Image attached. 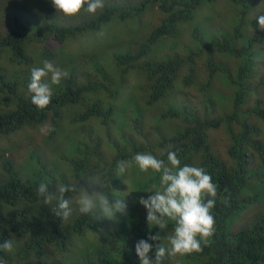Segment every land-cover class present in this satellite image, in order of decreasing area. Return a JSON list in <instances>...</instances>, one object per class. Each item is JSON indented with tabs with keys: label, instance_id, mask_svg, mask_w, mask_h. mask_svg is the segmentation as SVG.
Masks as SVG:
<instances>
[{
	"label": "trees",
	"instance_id": "1",
	"mask_svg": "<svg viewBox=\"0 0 264 264\" xmlns=\"http://www.w3.org/2000/svg\"><path fill=\"white\" fill-rule=\"evenodd\" d=\"M104 1V8L94 14L82 10L76 16H66L57 12L51 0H0V20L6 24L0 32V53L8 52L15 66L23 65L11 70L9 81L0 72V105L5 102L10 106L0 107V138L18 135L0 154L22 151L24 155L23 147L37 145L38 130L34 129L45 124L52 131L42 135L49 142L57 141L52 145L58 152L53 164L35 159L29 152L40 166L32 174L19 172L18 166L26 158L21 164L13 154L0 158V243L15 240L12 252L0 250V264H66L68 259L72 262L67 264H141L137 241L157 233L161 243L170 247L167 237L173 233L175 222L170 220L163 230L150 226L147 210L139 203L141 197L147 198L160 188L161 174L149 170L146 178L135 175L128 186H123L117 174L119 160L140 152L151 153L167 164L168 145H174L172 150L177 151L181 166L203 167L212 176L218 190L211 210L216 225L214 234L202 243V252L166 256L160 264H264V208L256 212L258 217L253 221L232 230L250 207L263 201L257 193L246 196L254 182H264V100L249 98H258L264 88V75L252 86L261 53L255 46L264 48V30L258 25L259 15L247 17L259 0H227L239 8L229 31L210 23L219 17L217 11L211 13L208 27H201L205 21L196 16L204 4L215 9L218 0H143L132 9ZM148 8H156L162 17L141 40V21L137 18ZM185 23L197 26L190 45L182 52L172 42L181 36ZM119 25L129 27L131 36H116L112 27ZM215 27L218 33L213 32V36L210 31L202 32ZM254 30L256 36H251ZM160 50L165 53L159 54ZM213 53L226 61L212 60L209 55ZM45 60L54 62L67 76L52 85V101L40 109L31 102L27 86L32 68L42 67ZM230 60L234 69L228 66ZM198 63L212 71L203 92L214 77L212 73L220 74L224 85L232 89L223 99L227 107L221 119L187 105L193 80L188 67ZM112 70L119 77L115 78ZM50 75L44 78L48 83ZM123 82L142 84L127 92ZM104 94L110 102L100 98ZM124 94L130 96L124 99ZM159 103L166 105L160 114L153 111ZM224 125L231 138L222 158L214 154L210 137ZM233 125L239 127L237 133L232 132ZM118 129L129 133L128 137L121 134L114 138ZM60 166L67 169L59 170ZM137 169L133 163L129 174L123 176L131 178ZM96 173L102 175L110 198L124 197L125 213L94 220L77 211L65 220L51 212L55 202L44 205L37 195L42 182L52 190L58 184L81 182L86 186L83 180ZM65 197L73 200L78 194L67 192ZM80 255L83 258L77 263ZM149 256L155 261V247Z\"/></svg>",
	"mask_w": 264,
	"mask_h": 264
},
{
	"label": "clouds",
	"instance_id": "2",
	"mask_svg": "<svg viewBox=\"0 0 264 264\" xmlns=\"http://www.w3.org/2000/svg\"><path fill=\"white\" fill-rule=\"evenodd\" d=\"M51 3L57 12H62L66 16H76L82 10L94 14L97 10L104 8V0H51ZM257 19L259 27L264 30V15H259ZM189 68L190 74L194 77L195 65L191 64ZM49 74H51V83L44 79ZM66 76L67 72L49 60L43 61L42 67H33L31 80L27 86L31 93V102L40 109L46 108L52 101V85H58ZM50 131L52 129L46 124L40 127L42 134ZM173 148L174 145H168L167 164L164 160L147 152L137 153L131 159H122L117 163L118 175L125 174L133 163L141 172L147 173L152 170L161 174L160 188L151 191L154 194L147 198L141 197L139 203L147 210L146 220L150 226L155 225L163 230L168 227L170 220L175 222L173 233L167 237L170 247L161 243L159 233L149 234L147 239L137 241L135 249L141 264H160L166 256L202 252V243L206 244L208 238L215 232L216 220L211 210L216 204L217 185L203 167L188 164L181 166L178 153L172 150ZM83 181L86 182V186H82L81 182L58 184L55 190L42 182L37 187V195L43 198L44 205H53L55 202V206L51 207V212L56 217L65 220L72 215V198L65 197L67 192L78 194L79 198L76 203L79 212L94 220L113 219L117 213L126 212L127 204L124 197L115 196L114 200L110 198L100 173L89 175ZM224 202L227 203V200ZM149 241L159 243L153 244ZM14 245L13 238L6 240L0 243V250L12 252ZM153 247H155V261L149 256Z\"/></svg>",
	"mask_w": 264,
	"mask_h": 264
},
{
	"label": "rangeland",
	"instance_id": "3",
	"mask_svg": "<svg viewBox=\"0 0 264 264\" xmlns=\"http://www.w3.org/2000/svg\"><path fill=\"white\" fill-rule=\"evenodd\" d=\"M110 4L112 5H118L119 7H122L124 9H132L134 7H136L141 1L143 0H109ZM227 0H218L217 3H215V9H213V6L210 7L212 4H204L203 6H201L199 8V10L197 11L198 13L196 14V16L200 19L205 21L204 25L201 27H205L207 22L211 21L212 18V12L217 11V13H219V17L216 18V20H212L210 23H212L213 25H219L221 27H223V30H227L229 31L230 29H232V26L234 24V22L232 20L236 19V14L237 11H239V8L237 7H233L231 6L228 2H226ZM104 4H106V2L104 1ZM8 5H5L3 7H7ZM148 8L146 11L143 12V17L140 16V18H137V21H141L140 24V33L139 35L141 36V40L142 38L148 36L149 31L152 30L156 25L157 22L160 21V17L161 14L158 12V10L155 8V10ZM257 15H264V2L262 0L256 1L254 7H252L250 9V13L247 15V17H252V16H257ZM215 21H217V23H214ZM127 23H132V22H127ZM154 25H151V24ZM126 24V23H125ZM156 24V25H155ZM230 24H232V26L230 27ZM6 25L5 23L0 22V32L3 31V26ZM209 25V24H208ZM208 25L206 27H208ZM197 25H193V24H188L186 23L185 25L182 26V34L180 37L175 38V40L172 42L174 44H177V46L179 47L180 51H184L186 48H188V46L190 45V38L191 35L194 31V27ZM113 32L115 33L116 36L121 37V38H127L129 36H131L130 34V28L129 27H124L122 25L116 26V27H112ZM107 30H105L104 33V37L103 39L106 38L107 35ZM204 31H210L211 36H213V32L218 33V28L215 27L214 28H209V29H203L202 32ZM206 33V32H204ZM251 36H256V32L254 30V32L250 33ZM210 39V37H208ZM140 40V41H141ZM210 42V41H209ZM208 43V42H207ZM167 50V49H166ZM261 51L260 54H258V57L256 59V67L255 70H257V76H255L253 78V82H252V86H256L259 83V78L260 76L264 75V48H261L258 44H256L255 46V51ZM81 52V51H79ZM78 52V53H79ZM165 52H163L162 50L159 51V54H164ZM9 53L8 52H1L0 53V72H3L6 76L7 81L10 80L9 76H12L13 74L11 73V70H15V69H21L23 68V65L21 66H14L11 65L10 60H9ZM216 59L217 62H220L221 60L226 61L224 58H221L219 56H214V53L209 55V58ZM203 60H205V58H203ZM228 66L231 69L235 68V65H232V60H230ZM188 69H190L188 67ZM112 72L114 73L115 78L119 77L118 73L115 72V70H112ZM212 71H210V69H207V67L205 68V66H201L200 63H198L197 65H195V75L193 77L192 83L189 84L190 85V89L187 92L186 95V100H187V105H189L191 108L193 109H197L201 114L205 111H209L212 112V116L216 119H221L223 117V115L226 113L224 112V108L225 106L227 107V102L224 101L223 99H225L226 96L231 95V90H229L223 83L220 74H213L212 76H214L211 79V83L208 86L207 90L205 92H203L201 89L207 85L208 80H209V74ZM1 82V81H0ZM124 84V88L123 90H125V88H127V92H129L130 90L133 89V87H135L134 85H141V82H123ZM136 88V87H135ZM130 95L129 94H124L123 98L126 99L128 98ZM10 100L12 99V97H9ZM102 98L104 101H106L107 103L110 102V98H107L106 95L104 94ZM250 100H254L256 101L257 99L264 100V88L262 90V93L260 94V96L258 98H256L255 96H250L249 97ZM2 106L3 109H10L9 104L7 103H3L0 105V107ZM185 105H181L180 107H184ZM165 103H159V108L155 109L153 111H158L159 110V114L162 112H165ZM142 108V107H141ZM152 114V113H151ZM153 118H155V116H152ZM247 117H252L250 115H247ZM244 119V118H242ZM40 126H37L34 130H38V142H37V135L35 137L36 140V147H32V148H24V155L22 151L18 152V153H12V152H8V151H4L5 153L2 155L0 154V158H11V155H14V159L17 161V163H20L22 161H24V159L26 158V160L20 165L18 166L19 168V172L22 174H25L26 172H29V174H32L35 170H37L40 166L37 164L36 161H33L30 157H29V152H31V155H34L35 159H40L43 160V162L49 163V164H53L54 160L56 159L57 156V150L55 147H53L52 144L56 143L57 141H51L49 142L46 137H44V135H42V133L40 132ZM233 130L232 132H236L238 131L239 127L237 125H233ZM20 133V132H19ZM41 133V134H40ZM122 134V136H127L129 133H125L123 132L121 129H118L114 134V138L118 137ZM14 136H17V133L7 136L4 139L1 137L0 138V150H7L6 148L11 146V143L13 144L14 142ZM27 138H30V133L26 134ZM47 140H45V139ZM230 134L227 130V127L224 125L222 126L220 129L215 130V132L211 133V143L212 146L214 147L213 151L214 154H216L218 157H222L224 158L227 155V148L230 144ZM63 140H65V138H62ZM69 141V140H68ZM75 142V139L72 141V143ZM70 149V148H69ZM4 156V157H3ZM58 163V161L56 162ZM256 163L257 164H261V161L259 159H256ZM17 165V164H16ZM63 169V171H65L67 168L60 166L59 170ZM131 170L129 169L127 171V174H129ZM24 172V173H23ZM0 174L2 175V166L0 165ZM135 175L138 178H146L145 173L141 172L139 170V168L132 173L131 178H126L125 176L121 175L120 176V180H122L123 186H128V184L132 185L135 179ZM124 191V189H122ZM261 192H264V182H254V184L252 185V187L249 190V193L246 196H252L254 194H260L262 195L263 201L257 205V206H252L250 207L251 209H249V211L246 213H244L242 215V220L239 219V221L235 222V225L233 226V229H238L239 226H241L242 224H245L247 222L253 221L255 218H257V213H259V209L260 208H264V193L262 194ZM79 198V197H78ZM78 198H74L73 201V207H72V215L70 217H73L75 215H77V211H79L78 205L76 203V200ZM68 221V220H67ZM83 242V241H82ZM82 256L80 255L79 257H77V263H80L82 260ZM69 262H72V259H68L67 261H65V263L67 264ZM75 262V260H74ZM76 263V262H75Z\"/></svg>",
	"mask_w": 264,
	"mask_h": 264
}]
</instances>
